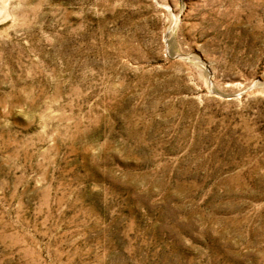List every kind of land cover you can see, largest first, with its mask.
<instances>
[{"label":"rangeland","instance_id":"374dc122","mask_svg":"<svg viewBox=\"0 0 264 264\" xmlns=\"http://www.w3.org/2000/svg\"><path fill=\"white\" fill-rule=\"evenodd\" d=\"M0 264H264V0H0Z\"/></svg>","mask_w":264,"mask_h":264}]
</instances>
